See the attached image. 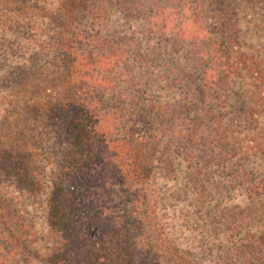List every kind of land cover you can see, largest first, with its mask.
<instances>
[{"label":"trees","instance_id":"obj_1","mask_svg":"<svg viewBox=\"0 0 264 264\" xmlns=\"http://www.w3.org/2000/svg\"><path fill=\"white\" fill-rule=\"evenodd\" d=\"M0 264H264V0H0Z\"/></svg>","mask_w":264,"mask_h":264},{"label":"rangeland","instance_id":"obj_2","mask_svg":"<svg viewBox=\"0 0 264 264\" xmlns=\"http://www.w3.org/2000/svg\"><path fill=\"white\" fill-rule=\"evenodd\" d=\"M76 32L81 41L86 40L90 34L87 23L80 21ZM117 199V195L114 194L108 195V193L105 192H94L88 195L85 200V205H88L92 210L105 211V213H107L114 209V205L118 201Z\"/></svg>","mask_w":264,"mask_h":264}]
</instances>
